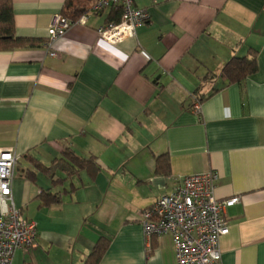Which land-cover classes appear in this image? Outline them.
Returning <instances> with one entry per match:
<instances>
[{
    "label": "crops",
    "instance_id": "1",
    "mask_svg": "<svg viewBox=\"0 0 264 264\" xmlns=\"http://www.w3.org/2000/svg\"><path fill=\"white\" fill-rule=\"evenodd\" d=\"M66 2L11 0L16 35L40 43L0 50V149L17 156L12 201L37 228L13 264H84L99 239L109 243L98 264H176L169 235L147 246L143 214L206 172L218 201L239 198L224 208L221 264H264V0H134L149 18L133 37L98 36L106 8L67 17L47 47ZM253 54L256 71L227 82L224 65ZM65 148L97 170L50 175L24 158L51 167Z\"/></svg>",
    "mask_w": 264,
    "mask_h": 264
},
{
    "label": "built area",
    "instance_id": "2",
    "mask_svg": "<svg viewBox=\"0 0 264 264\" xmlns=\"http://www.w3.org/2000/svg\"><path fill=\"white\" fill-rule=\"evenodd\" d=\"M112 6L121 9L119 22L108 21L98 27L97 33L107 43L115 45L133 37L136 28L143 25L149 15L137 9L134 0H95L91 10L99 12ZM85 17L84 14L79 21ZM70 24L68 18L59 16L48 29L46 46L50 47ZM50 55L55 53L51 51ZM193 108L198 111L199 103H194ZM16 161L15 153L0 149V264H13L16 249L33 248L37 240L35 223L12 201ZM217 179L218 175L213 172L185 176L173 192L158 197L142 218L147 246L153 236L169 235L176 264H221L219 241L229 231L224 208L238 202L239 198L218 201L214 193Z\"/></svg>",
    "mask_w": 264,
    "mask_h": 264
},
{
    "label": "trees",
    "instance_id": "3",
    "mask_svg": "<svg viewBox=\"0 0 264 264\" xmlns=\"http://www.w3.org/2000/svg\"><path fill=\"white\" fill-rule=\"evenodd\" d=\"M76 2V3H75ZM75 3V4H74ZM95 0H67L63 14L73 20L80 17L82 14H87L91 11V8ZM100 12V11H99ZM121 16V9L119 6L110 7V14L108 20L119 22ZM40 43V40L25 38L17 36L15 33V25L13 18V9L11 0H0V50H11L16 47L23 46H35ZM257 69L256 58L254 54L251 57L248 56H234L223 67V74L227 79V82H239L248 75L254 73ZM199 101V98L197 99ZM24 158L34 166L37 171L45 172L46 174H53V168L60 166L64 170L67 168L77 172L79 169H86L88 172H95L97 166L95 159L82 158L75 154L69 148L62 150L61 156L55 166H44L42 163L31 157V155H25ZM156 167L161 172L166 173L169 167V159L166 153L157 156ZM34 173L30 170L26 172L27 178L34 180ZM49 193H43L42 198L44 202L49 203L50 199L55 200L56 197H51ZM48 198V199H47ZM56 201V200H55ZM108 240L99 239L91 251L88 253L84 260V264H98L101 257L108 247Z\"/></svg>",
    "mask_w": 264,
    "mask_h": 264
},
{
    "label": "rangeland",
    "instance_id": "4",
    "mask_svg": "<svg viewBox=\"0 0 264 264\" xmlns=\"http://www.w3.org/2000/svg\"><path fill=\"white\" fill-rule=\"evenodd\" d=\"M65 17V16H64ZM67 18V17H66ZM15 170V169H14Z\"/></svg>",
    "mask_w": 264,
    "mask_h": 264
}]
</instances>
